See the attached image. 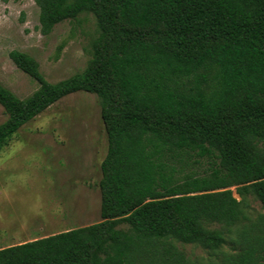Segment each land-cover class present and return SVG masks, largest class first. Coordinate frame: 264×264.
<instances>
[{
  "label": "trees",
  "instance_id": "obj_1",
  "mask_svg": "<svg viewBox=\"0 0 264 264\" xmlns=\"http://www.w3.org/2000/svg\"><path fill=\"white\" fill-rule=\"evenodd\" d=\"M33 1L40 34L80 15L96 33L85 67L55 83L9 52L38 87L20 99L0 84V151L59 99L96 95L100 221L2 247L0 264H196L174 242L215 253L233 231L223 264H264L248 202L264 209V0Z\"/></svg>",
  "mask_w": 264,
  "mask_h": 264
},
{
  "label": "rangeland",
  "instance_id": "obj_2",
  "mask_svg": "<svg viewBox=\"0 0 264 264\" xmlns=\"http://www.w3.org/2000/svg\"><path fill=\"white\" fill-rule=\"evenodd\" d=\"M38 13L33 0H0V84L20 99L38 85L13 64L10 51L33 57L45 80L55 83L85 67L96 33L92 16L80 15L42 35ZM5 119L0 106V123ZM106 147L91 93L69 94L23 124L0 151V248L100 221L98 181ZM206 166L205 160L188 161L195 171ZM248 202L252 220L264 215L257 200L249 196ZM225 239L215 253L174 243L196 264H223L236 251L237 236L233 231Z\"/></svg>",
  "mask_w": 264,
  "mask_h": 264
}]
</instances>
